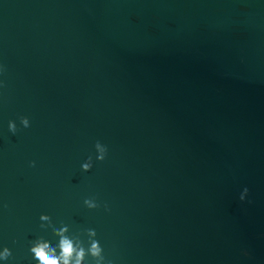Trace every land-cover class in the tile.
Masks as SVG:
<instances>
[{"label": "water", "instance_id": "water-1", "mask_svg": "<svg viewBox=\"0 0 264 264\" xmlns=\"http://www.w3.org/2000/svg\"><path fill=\"white\" fill-rule=\"evenodd\" d=\"M62 237L264 264V0H0V264Z\"/></svg>", "mask_w": 264, "mask_h": 264}, {"label": "clouds", "instance_id": "clouds-1", "mask_svg": "<svg viewBox=\"0 0 264 264\" xmlns=\"http://www.w3.org/2000/svg\"><path fill=\"white\" fill-rule=\"evenodd\" d=\"M22 124L25 128L29 127V120L27 118H22ZM9 129L12 133H16L17 126L14 122H10ZM97 148L100 147L99 143H97ZM102 152L105 151V149H101ZM100 161L105 160V156L101 155L98 157ZM90 167L89 164L83 165L84 170H87ZM249 194V190L245 188L243 190V193L240 196V200L244 201ZM86 203H89L86 201ZM90 207H95V205H92L89 203ZM46 218V217H45ZM66 231V229H65ZM94 234V233H93ZM60 255H55V249H51L49 247V244L47 243H41L38 246L34 247L32 251L35 253L36 259L40 261V264H83V260L85 257V252L83 248L76 249L74 248V245L71 240L68 238L62 237L60 245ZM92 255L99 256L100 249L99 245L96 243H93L91 248ZM9 255L7 249L5 250V258ZM247 255V253H245Z\"/></svg>", "mask_w": 264, "mask_h": 264}]
</instances>
